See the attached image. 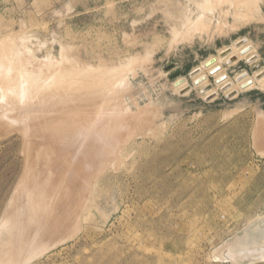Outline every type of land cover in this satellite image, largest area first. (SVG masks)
<instances>
[{
	"label": "rangeland",
	"instance_id": "374dc122",
	"mask_svg": "<svg viewBox=\"0 0 264 264\" xmlns=\"http://www.w3.org/2000/svg\"><path fill=\"white\" fill-rule=\"evenodd\" d=\"M240 39L237 88L264 0H0V264H264V80L190 76Z\"/></svg>",
	"mask_w": 264,
	"mask_h": 264
},
{
	"label": "bare ground",
	"instance_id": "6f19581e",
	"mask_svg": "<svg viewBox=\"0 0 264 264\" xmlns=\"http://www.w3.org/2000/svg\"><path fill=\"white\" fill-rule=\"evenodd\" d=\"M253 52L254 51H253L252 46L248 45L246 43V40L244 39H240L236 41L233 46H229V47H226L220 50L217 56L209 58L207 61L204 62L202 67L196 68L191 72L190 76L193 78L194 86H202V87L208 88V75H210V76L215 77L216 84L220 87L221 91L226 92V95L228 97L230 98L236 97L240 92L239 88L242 90L249 89L248 87L251 88L254 86L255 81H258V82L263 81L264 80V70L257 72L255 74V78H249V77H245L244 74H239L237 77V81L239 82V88H237L238 86L236 87L234 83H232L229 80L228 76H226L222 72L221 63L223 61H226L229 64H236L243 57H248V61L250 63L255 62L257 60V56L253 55ZM28 75H29V72H28ZM32 77L34 76L31 75L30 78ZM35 77L33 79H36L39 76L36 78ZM30 78L27 79V81H29V84L27 82L28 85H30V81L33 80V79L29 80ZM32 82L35 83V81H32ZM32 82L31 84H33ZM38 82H36V85ZM174 86L175 88H177V90H179L180 94L182 95H188L193 89V87L189 85L186 78L178 79L177 81H175ZM217 97H218V92L215 89L208 90L205 96V98L208 100H213Z\"/></svg>",
	"mask_w": 264,
	"mask_h": 264
}]
</instances>
